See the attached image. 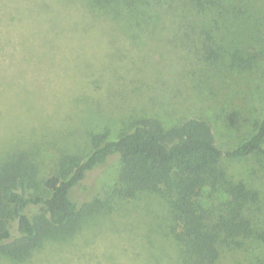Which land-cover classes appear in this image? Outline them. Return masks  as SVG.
I'll use <instances>...</instances> for the list:
<instances>
[{"label": "rangeland", "instance_id": "obj_1", "mask_svg": "<svg viewBox=\"0 0 264 264\" xmlns=\"http://www.w3.org/2000/svg\"><path fill=\"white\" fill-rule=\"evenodd\" d=\"M142 115L203 118L224 151L249 137L264 115V0H0V155L27 148L50 173L61 153L85 155L93 134ZM120 167L109 158L75 190L105 206L0 264H181L166 201L117 196ZM220 168L202 205L215 213L242 183L252 230L222 241L213 264H264V155H223Z\"/></svg>", "mask_w": 264, "mask_h": 264}, {"label": "trees", "instance_id": "obj_2", "mask_svg": "<svg viewBox=\"0 0 264 264\" xmlns=\"http://www.w3.org/2000/svg\"><path fill=\"white\" fill-rule=\"evenodd\" d=\"M103 6L114 0H93ZM92 135L91 150L83 155L61 153L53 171L43 173L27 148L0 155V253L27 261L56 230L70 228L84 216L105 206L99 193L82 204L76 188L97 167L117 157L121 167L114 189L133 198L141 192L161 196L169 211V228L178 244L181 264H213L219 245L248 236L252 226L246 207L251 191L242 183L226 185L227 199L210 213L200 196L223 182V155H264V115L240 144L222 150L209 122L190 117L167 124L142 115L130 129L115 137Z\"/></svg>", "mask_w": 264, "mask_h": 264}]
</instances>
